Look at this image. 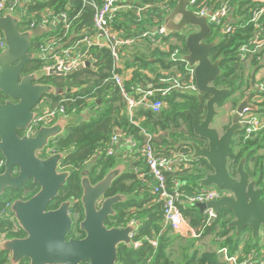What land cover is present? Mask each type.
Segmentation results:
<instances>
[{"label": "trees", "instance_id": "trees-1", "mask_svg": "<svg viewBox=\"0 0 264 264\" xmlns=\"http://www.w3.org/2000/svg\"><path fill=\"white\" fill-rule=\"evenodd\" d=\"M102 0H30L26 4V20L21 27L32 20L44 18L50 15V19L66 13L72 19L70 33L79 34L82 31L93 32L94 4L99 5ZM123 7L116 12L112 22V28L122 38L131 39L133 42L123 45L120 52L121 64L116 67L113 55L108 48L92 47L94 60L91 66L78 68L70 75H50L41 81L53 83L58 87L71 88L63 94H51V105L42 104L41 109H52L64 105L66 113L76 111V114L92 113L89 119L80 120L68 127L64 136L57 139L53 147L58 151L66 152L62 166L71 167V176L65 186L61 187L56 202L50 208L57 207L61 201L74 198V205L70 214L78 215L68 237L82 238L84 232L79 228V222L84 217L80 197L82 187L80 184V172L84 166L91 163L89 177L93 183L102 179L109 168L116 162L118 148L114 154H108L112 146L111 139L118 130L122 131L121 141L127 137L133 138L136 146L128 151L132 159L131 168L114 182L109 194L119 191L132 194L133 198L116 205V209L127 218L126 221H140L133 241H140L137 248L121 246L118 251V262L122 264H170L167 248L172 240L180 239L181 235L171 232L168 225L164 230V204L157 199L154 187L157 180L151 173L144 147L150 144L158 155L175 157L178 154L186 155L187 160H181L175 165V169L166 173L168 187L177 189L180 194L179 204L183 209L184 218L192 228L202 236L214 234L219 237V247L227 248L229 255H234L239 246L245 242V254L259 252L260 235L255 239L246 238L250 230L246 228L239 236H236L235 228L228 227L227 223L232 218L229 209L223 208L220 213L211 220L207 211H201L197 203L189 199L206 189L197 181L212 171L211 165L203 158L191 160L192 147L189 144L194 140L200 145L205 141L195 136L193 132V118L185 113V109H196L199 98L195 92L185 88H171L166 94L159 89L180 83L187 86L191 82L186 62L179 55L187 52L185 46V33L169 32L168 34L155 33L153 36L145 35V32L155 31L163 23L164 17L175 5V0H123ZM226 5L229 14L225 18L227 25L232 27L230 32H225L218 46L212 50L213 59L222 55V74L216 79L219 87L231 89L227 98L235 97V103L251 94L250 99L258 106V110L249 111L264 118V91L255 89L256 74L264 58V49L255 52H247L240 56V48L243 45H251L256 32L264 31V14L258 22L252 20L254 14L263 8L261 0H194L189 8L199 12L204 7L217 10ZM143 8L140 11L139 9ZM63 24L59 23L52 31H47L42 36L32 41V51H35V43L48 40L52 34L62 36ZM212 34L210 38L223 29L222 25L211 23ZM51 32V35H46ZM1 34V33H0ZM68 34V36H69ZM2 35V34H1ZM67 36V37H68ZM252 46V45H251ZM176 56L178 57L176 59ZM37 66L44 65L43 60L38 59ZM253 70V71H252ZM125 75L124 85L135 96L140 97L147 91H153L149 96L150 101L161 100L163 105L159 110L150 107L138 106L130 113L127 102L120 87L114 80V74ZM252 90V91H251ZM2 94V93H1ZM67 98V101L64 99ZM226 98V99H227ZM225 99V100H226ZM222 100L218 106H221ZM2 102V95H0ZM205 115L203 111L202 118ZM258 116V115H257ZM150 134V136H148ZM264 128L247 137L245 130L237 134L231 143V155L228 168L231 175H236L240 159L247 155L246 168L252 177L259 176V184L264 188ZM0 159L3 155L0 152ZM253 164L251 168L250 165ZM0 170H4L0 168ZM144 176H140V173ZM179 183L177 188L175 183ZM29 186V187H28ZM28 191L17 190L13 195L0 197V236L7 238L24 237L26 233L16 224L14 214L10 212L8 204L16 198L28 199L33 196L38 185L29 184ZM225 194V191H223ZM264 205V196L262 198ZM125 222V221H124ZM123 224V222H120ZM234 232V233H233ZM199 239L193 238L192 241ZM157 244L154 245L153 241ZM10 253L0 250V264H8ZM195 255H189L187 263L194 261ZM19 264H29L28 259H23ZM198 264H219L218 255L215 252H205Z\"/></svg>", "mask_w": 264, "mask_h": 264}, {"label": "water", "instance_id": "water-1", "mask_svg": "<svg viewBox=\"0 0 264 264\" xmlns=\"http://www.w3.org/2000/svg\"><path fill=\"white\" fill-rule=\"evenodd\" d=\"M191 3L192 0H175L174 7L164 17L163 27L168 32L185 33L187 52L179 57L186 62L187 69L193 70L197 87V108L184 111L193 118L195 136L206 143L200 145L190 141L192 152L189 158H203L212 167V171L197 183L201 187L213 186L225 191L220 199L197 203V206L201 211L212 209L214 217L211 220L221 209H229L232 218L227 226L235 228L237 236L248 228L256 238L264 229V188L259 184V176L252 177L247 170V155L241 158L236 176L230 174L228 162L232 140L244 130L242 118L247 112L258 110V106L250 102L251 94H248L223 132L213 125L219 115L217 106L227 98L231 89L215 84L223 72V57H211L220 36L205 41L212 34L208 21L212 10L199 15L189 8ZM21 23L18 14L6 12L0 16V33L7 43L0 52V92L8 97L0 102V151L5 158V170L0 172V197L7 189H17L29 180L38 183L40 188L28 199L16 198L11 202L10 212L26 235L2 240L0 250L9 251L8 264H19L23 259H28L29 264H122L118 262L119 248H132V237L140 224V221H126L122 212L115 208L117 204L132 199V194L121 191L109 194L116 179L129 170L126 160L116 158L115 164L95 183L89 177V170L83 171L80 203L84 217L79 228L84 237H68L74 224L70 214L74 200L67 199L57 207L49 208L72 172L59 170L66 152H56L46 158L38 154L62 136L75 119L60 115L51 125L42 126L34 136L20 135V132L26 130L38 115L35 109L44 97L63 94L71 88L41 81L54 71L46 72L42 68L25 71L27 63L38 58L37 51H32V41L42 36L46 29L21 30ZM189 27L193 30L190 31ZM204 107L206 114L202 118ZM118 134L122 131L118 130ZM13 168H17L16 174Z\"/></svg>", "mask_w": 264, "mask_h": 264}, {"label": "built area", "instance_id": "built-area-1", "mask_svg": "<svg viewBox=\"0 0 264 264\" xmlns=\"http://www.w3.org/2000/svg\"><path fill=\"white\" fill-rule=\"evenodd\" d=\"M264 2V0H261ZM123 0H102V2L95 6V13L93 16V32L82 31L79 34L70 33L72 26V19L77 16H74L72 19H69L66 13H61L59 16H54L50 19V15L44 16L40 21L32 20L29 24L26 25L25 29H33L35 27H41L47 31H52L59 23L63 24L64 34L62 36H57L52 34V36L46 40L39 43L37 53L38 59L43 60L44 65L42 67L46 72L54 71L56 75H65L69 72H74L78 68L84 66H91L94 60L92 54V47L99 48H108L114 58L116 67H119L121 64L120 59V48L128 43L133 42L131 39H125L120 36V34L113 30L112 22L116 16V12L120 10ZM194 0H192V3ZM26 4L25 0H0V16H3L6 12L12 14H18L22 18L21 27L25 24L26 20ZM143 8L139 9L140 11ZM209 8L204 7L199 12H196L199 15H204L208 12ZM229 14V9L226 5L222 6L217 10H212V14L209 15L208 21L216 25H222L225 32H230L232 27L227 25L225 18ZM264 14V6L262 9L258 10L252 20L256 22V26L259 27L258 22ZM29 22V21H28ZM22 30V29H21ZM155 31L145 32V35L153 36L155 33L168 34L169 32L163 27V23L160 24ZM45 32V33H46ZM69 34V36H68ZM68 36V37H67ZM252 45H243L240 48V56L244 57L247 52H255L257 49L264 48V31L256 32L253 40L250 42ZM7 47L6 40L3 35L0 34V52ZM178 57L176 56V59ZM58 71V72H57ZM190 74L191 82L187 86H182L180 83L173 84L168 88H161L159 91L162 94H166L171 88H185L192 91H197L195 84L193 70L188 69ZM114 80L116 84L120 87L123 96L127 102L130 113H133L135 108L138 106L150 107L154 110H159L163 105L161 100L150 101L149 96L153 94V91H147L142 96L137 97L133 93H130L125 85V75L115 73ZM256 87L260 91H264V81H260L256 84ZM68 99L65 98L64 101ZM71 114H76V111ZM60 115H70L66 113V108L64 105H60L56 108H52L46 111L40 112L36 118L33 120L32 124L26 130L28 135H36L39 129L45 125H51ZM242 121L245 122L244 130L246 136L249 137L252 134L260 131L264 128V118H261L257 115L250 114L247 112ZM121 134H118V131L113 134L111 139L112 146L108 150V154H114L115 148L117 146H122L128 148L129 151H132L136 142L131 137H127L124 141H121ZM150 136V134H148ZM143 152L146 156V161L151 169V173L157 180V184L154 187V192L157 194V199L162 201L164 204L163 214L166 225H170L175 232H182L189 227L188 221L184 218L183 209L179 204L180 194L177 189H170L167 183L166 173L171 172L175 169V165L181 160H187L186 155L178 154L175 157H166L163 155H158L155 153L154 149L150 144H147ZM140 176H144V173H140ZM179 183H175V187ZM222 190L210 186L206 187L203 191L198 193L196 196L191 197L189 200L193 203H201L210 200H217L223 196ZM10 210V204H8ZM209 218L214 217V212L212 209H207ZM134 221H131L133 223ZM18 225V223L16 222ZM19 226V225H18ZM7 237L5 235L0 236V242ZM140 244V241H133L132 247L137 248ZM153 244L156 245L157 241L154 240ZM222 251L225 252L227 260L232 264H253L251 255L248 257L240 258L238 255H229L228 249L223 248ZM264 262V256H263Z\"/></svg>", "mask_w": 264, "mask_h": 264}, {"label": "crops", "instance_id": "crops-1", "mask_svg": "<svg viewBox=\"0 0 264 264\" xmlns=\"http://www.w3.org/2000/svg\"><path fill=\"white\" fill-rule=\"evenodd\" d=\"M29 1L30 0H25V4H27V2H29ZM262 80L264 81V58L261 61V66L258 70V73L256 74L255 87H256V84ZM255 89H257V87ZM91 114L92 113H90V112H85L82 114H72L69 116L74 117L75 121H76V119H78L80 121V120L89 119ZM250 114H254V113L250 112ZM254 115H258V116L263 117V115L261 113H256ZM117 148H118V154L116 155V158L126 160L129 164V168H131L132 159L129 157V154H128L129 149L124 148L122 146H117ZM260 153H264V149H260ZM250 167L252 168L253 164H251ZM205 211H207V210H205ZM134 222H136V221H134ZM164 227L165 228L163 231H167L168 225L164 224ZM172 231H173V233L180 234L181 238L176 239V240H172L170 246L167 248V253H168L169 258H170V264H188L187 260L189 258V255L191 256L192 254H194L195 257H194V261L190 264H198L199 259L201 258L202 254L205 252H215L218 255L219 264H232L230 261L227 260L225 252L222 251V249L219 247L218 243H219L220 239L217 235L209 234V235L200 237L201 235L199 233H197L195 228H192L190 226V224H189V227L186 228L185 230H183L182 232H175L174 230H171V232ZM234 232L236 233V229ZM259 235H260V250H259V252L249 254V256L251 255V259H252L253 264H264V262H263L264 229H261ZM245 237L246 238L252 237V239H255V238H253L251 230H249L246 233ZM193 238H199V239L192 241ZM245 247H246V243L243 242L239 246V249L236 252V254H234V255H238L240 257L243 256L245 254V252H244Z\"/></svg>", "mask_w": 264, "mask_h": 264}, {"label": "flooded vegetation", "instance_id": "flooded-vegetation-1", "mask_svg": "<svg viewBox=\"0 0 264 264\" xmlns=\"http://www.w3.org/2000/svg\"><path fill=\"white\" fill-rule=\"evenodd\" d=\"M189 30L190 31H192L193 30V28L192 27H189ZM224 33H225V30H221V31H219V32H217L215 35H214V37L213 38H210V35L205 39V41L206 42H210V41H212V40H214L217 36H220V40H221V37L224 35ZM220 40H219V42H220ZM219 42H218V44H219ZM218 44L216 45V46H218ZM39 46V45H38ZM215 46V47H216ZM34 47H35V51H37V45H36V43H35V45H34ZM221 56V55H220ZM211 57H212V59H213V56H212V52H211ZM219 57V56H218ZM218 57H216V58H218ZM216 58H214V59H216ZM37 60H38V58H36V59H34V60H31V61H29L28 63H27V65H26V72H33V71H37V70H40L41 69V67L40 66H37L36 64V62H37ZM53 75H55V74H53ZM0 95H2V100L4 101L5 99H7L8 97L7 96H5L4 94H1V92H0ZM198 96V95H197ZM207 98H209V95H205ZM2 101V102H3ZM1 102V101H0ZM43 103H45L46 104V106H49V105H51L50 103H51V101H50V99H47L46 97H44L43 99H42V101L38 104V106L36 107V111L38 112V114L40 113V112H42V111H46V110H49V109H41V106H42V104ZM203 111H205V114H206V108L204 107V110ZM68 114H70V115H72L71 113H68ZM67 116H69V115H67ZM36 118V117H35ZM34 118V119H35ZM79 120L78 119H76V121H75V123H77ZM33 122V121H32ZM74 123V124H75ZM32 124V123H31ZM30 124V125H31ZM45 126H49V125H45ZM69 127V126H68ZM68 127L66 128V132H67V129H68ZM227 127V126H226ZM225 127V128H226ZM29 128V127H28ZM27 128V129H28ZM26 129V130H27ZM26 130H24V131H22V132H20V135H27V136H32V135H28L27 134V132H26ZM66 132L62 135V136H64L65 134H66ZM34 136V135H33ZM61 135L60 136H58L52 143H51V145H49L47 148H46V150L44 151V152H41V153H39L38 155L41 157V158H46V157H48V156H50L51 154H53V153H56V152H61V151H58L56 148H54L53 147V144L57 141V139L58 138H60V137H62ZM1 152V151H0ZM63 152V151H62ZM3 155V154H2ZM241 160V159H240ZM240 162V161H239ZM239 164V163H238ZM91 163H88V164H86L85 166H84V168L81 170V172H80V182H81V177L83 176V174H84V170L85 169H88L89 171H90V168H91ZM0 168H3L4 170H5V158H4V156H3V159H0ZM71 168V167H70ZM68 166L67 167H65V166H62V163L60 164V167H59V170L60 171H62V170H70V171H72L71 169H70ZM4 170H0V172H4ZM13 172H14V174H16L17 173V168H13ZM236 175H237V172H236ZM235 175V176H236ZM36 184V185H38V190H39V184L38 183H35V182H33L32 180H29L28 182H26L25 184H23L21 187H19V188H17V189H7L6 191H5V193L3 194V195H13V194H15L16 192H17V190H23V191H28L29 190V184ZM28 186V187H27ZM37 190V191H38ZM82 195V194H81ZM19 198H21V197H19ZM23 199V198H22ZM68 199H72V200H74V198L72 197V198H68ZM55 200H56V198H55ZM54 200V202H56ZM67 200V199H66ZM75 201H77V200H74V203H75ZM54 202H53V204H54ZM62 202V201H61ZM60 202V203H61ZM59 203V204H60ZM9 204H11V202L9 203ZM52 205V204H51ZM116 207V206H115ZM8 208H9V206H8ZM50 208V207H49ZM55 208V207H54ZM83 212H84V210H83ZM72 216V215H71ZM74 217H73V219H76L77 220V218H78V215H73ZM75 222V221H74ZM75 224V223H74ZM74 224H73V226H74ZM82 231V230H81ZM85 236V235H84ZM83 236V237H84Z\"/></svg>", "mask_w": 264, "mask_h": 264}, {"label": "rangeland", "instance_id": "rangeland-1", "mask_svg": "<svg viewBox=\"0 0 264 264\" xmlns=\"http://www.w3.org/2000/svg\"><path fill=\"white\" fill-rule=\"evenodd\" d=\"M50 35L51 32H49V34L46 36L49 37ZM239 96V94L233 95L227 98L221 106H217L219 115L215 117L213 125L217 129H219L220 132H223L225 130V127L231 123L232 116L236 112L238 105L246 98L244 96L242 99L235 103L234 98ZM250 102H252L251 99Z\"/></svg>", "mask_w": 264, "mask_h": 264}]
</instances>
